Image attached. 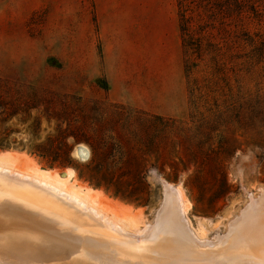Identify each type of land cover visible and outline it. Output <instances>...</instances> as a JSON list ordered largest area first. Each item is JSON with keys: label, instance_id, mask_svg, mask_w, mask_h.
<instances>
[{"label": "rangeland", "instance_id": "1", "mask_svg": "<svg viewBox=\"0 0 264 264\" xmlns=\"http://www.w3.org/2000/svg\"><path fill=\"white\" fill-rule=\"evenodd\" d=\"M240 1L0 0V162L131 232L156 176L199 239L227 234L264 197V0Z\"/></svg>", "mask_w": 264, "mask_h": 264}, {"label": "bare ground", "instance_id": "2", "mask_svg": "<svg viewBox=\"0 0 264 264\" xmlns=\"http://www.w3.org/2000/svg\"><path fill=\"white\" fill-rule=\"evenodd\" d=\"M10 168L0 162V264H264V197H251L227 234L209 241L195 235L188 202L164 181L155 223L131 232L81 193L62 191L52 172Z\"/></svg>", "mask_w": 264, "mask_h": 264}, {"label": "trees", "instance_id": "3", "mask_svg": "<svg viewBox=\"0 0 264 264\" xmlns=\"http://www.w3.org/2000/svg\"><path fill=\"white\" fill-rule=\"evenodd\" d=\"M236 2H237V4H241L242 3V1H240V0H236ZM181 6L184 7V5H181ZM184 13H185V10L181 11L180 29L182 30L183 35L185 36L186 32H188L189 27H188V24H187L188 21H187L185 15H184ZM10 147H11V145H9V144H5V143L0 144V150L1 151L2 150H7Z\"/></svg>", "mask_w": 264, "mask_h": 264}, {"label": "water", "instance_id": "4", "mask_svg": "<svg viewBox=\"0 0 264 264\" xmlns=\"http://www.w3.org/2000/svg\"><path fill=\"white\" fill-rule=\"evenodd\" d=\"M155 178H156V180H157L158 184L161 186V188H162V191H163V185L161 184V182H160V181H158V178H157L156 176H155ZM247 195H248V193H247ZM162 198H163V196H162ZM159 209H160V207H159ZM159 209L157 210V212H156V215H157V213H158ZM155 217H156V216H155Z\"/></svg>", "mask_w": 264, "mask_h": 264}]
</instances>
